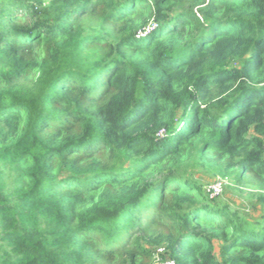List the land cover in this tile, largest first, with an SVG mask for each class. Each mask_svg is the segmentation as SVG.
<instances>
[{"label":"trees","instance_id":"16d2710c","mask_svg":"<svg viewBox=\"0 0 264 264\" xmlns=\"http://www.w3.org/2000/svg\"><path fill=\"white\" fill-rule=\"evenodd\" d=\"M192 159L264 188V0H0V264H264Z\"/></svg>","mask_w":264,"mask_h":264},{"label":"rangeland","instance_id":"374dc122","mask_svg":"<svg viewBox=\"0 0 264 264\" xmlns=\"http://www.w3.org/2000/svg\"><path fill=\"white\" fill-rule=\"evenodd\" d=\"M197 180L206 188L214 184L222 183L219 193H214L213 198L218 202L231 204L239 214L249 220L260 218L264 214V188L248 181L239 183L234 174L222 175L214 167L201 163L197 159H192L184 166ZM214 185V186H215ZM211 197V195H210ZM212 198V197H211ZM212 198V199H213ZM156 242H146L145 245L151 250L149 264H163L168 261L165 253L166 244ZM218 247V246H217ZM218 249V248H217Z\"/></svg>","mask_w":264,"mask_h":264},{"label":"built area","instance_id":"2783aa9c","mask_svg":"<svg viewBox=\"0 0 264 264\" xmlns=\"http://www.w3.org/2000/svg\"><path fill=\"white\" fill-rule=\"evenodd\" d=\"M214 185L209 187V192H210L211 197L214 196L215 192L219 193L222 189V183H221V185L220 184H216L215 186ZM163 264H176V263L173 260H168V261L164 262Z\"/></svg>","mask_w":264,"mask_h":264},{"label":"snow or ice","instance_id":"6c2138e0","mask_svg":"<svg viewBox=\"0 0 264 264\" xmlns=\"http://www.w3.org/2000/svg\"><path fill=\"white\" fill-rule=\"evenodd\" d=\"M98 95L99 94H102V89H100L99 91H98V93H97ZM92 97H88V96H86L85 98H84V100L82 101V104L84 105V106H88L89 104H91L92 103Z\"/></svg>","mask_w":264,"mask_h":264},{"label":"clouds","instance_id":"9594fccd","mask_svg":"<svg viewBox=\"0 0 264 264\" xmlns=\"http://www.w3.org/2000/svg\"><path fill=\"white\" fill-rule=\"evenodd\" d=\"M174 261V260H173ZM175 262V261H174ZM176 263V262H175Z\"/></svg>","mask_w":264,"mask_h":264}]
</instances>
